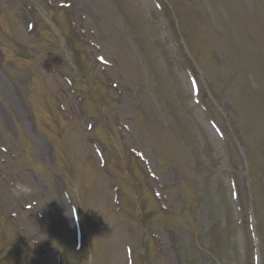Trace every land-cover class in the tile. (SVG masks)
Segmentation results:
<instances>
[{"label": "rangeland", "instance_id": "obj_1", "mask_svg": "<svg viewBox=\"0 0 264 264\" xmlns=\"http://www.w3.org/2000/svg\"><path fill=\"white\" fill-rule=\"evenodd\" d=\"M0 264H264V0H0Z\"/></svg>", "mask_w": 264, "mask_h": 264}, {"label": "trees", "instance_id": "obj_2", "mask_svg": "<svg viewBox=\"0 0 264 264\" xmlns=\"http://www.w3.org/2000/svg\"><path fill=\"white\" fill-rule=\"evenodd\" d=\"M38 5L40 6V3H38ZM42 5V4H41ZM60 31V34L62 37L66 38V36H64L63 34V31L62 30H59ZM68 48V47H67ZM69 49L71 50H75L74 47L72 45L69 46ZM69 56L71 57L73 63L75 64L76 68L80 71V72H84L85 71V64L81 61V58H80V54L78 52V50H75L73 52V54H70L68 53ZM12 255H13V252H11ZM11 255V256H12ZM9 255H5L3 258H7Z\"/></svg>", "mask_w": 264, "mask_h": 264}, {"label": "clouds", "instance_id": "obj_3", "mask_svg": "<svg viewBox=\"0 0 264 264\" xmlns=\"http://www.w3.org/2000/svg\"><path fill=\"white\" fill-rule=\"evenodd\" d=\"M13 193L17 196H20V195H29L30 192H31V189L28 187V186H25L19 182H16L14 185H13Z\"/></svg>", "mask_w": 264, "mask_h": 264}]
</instances>
